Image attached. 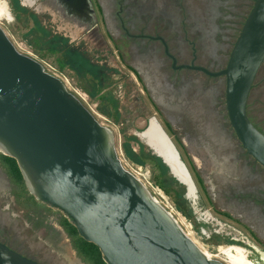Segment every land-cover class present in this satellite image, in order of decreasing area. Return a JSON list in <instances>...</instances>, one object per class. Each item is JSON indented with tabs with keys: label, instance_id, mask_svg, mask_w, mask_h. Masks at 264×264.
<instances>
[{
	"label": "flooded vegetation",
	"instance_id": "flooded-vegetation-1",
	"mask_svg": "<svg viewBox=\"0 0 264 264\" xmlns=\"http://www.w3.org/2000/svg\"><path fill=\"white\" fill-rule=\"evenodd\" d=\"M19 1L44 21L48 18L59 45L99 74L110 90L91 93L89 99L108 102L107 116H120L122 129L134 126L129 136L172 168L188 186L189 199L197 200L198 191L168 141L196 181L212 186V193L206 192L213 206L264 245V166L231 124L222 74L257 0ZM259 102L264 103V63L247 102V116L264 135ZM257 115L263 118L258 121ZM18 204L34 212L27 217L55 243L67 238L85 263L63 225L65 214L36 199H21L0 157V242L39 264H77L56 244L54 252L26 245L12 211ZM226 255L229 264H254L241 248Z\"/></svg>",
	"mask_w": 264,
	"mask_h": 264
},
{
	"label": "water",
	"instance_id": "water-1",
	"mask_svg": "<svg viewBox=\"0 0 264 264\" xmlns=\"http://www.w3.org/2000/svg\"><path fill=\"white\" fill-rule=\"evenodd\" d=\"M263 63L264 0H257L222 74L231 124L264 166V135L247 116ZM168 145L195 187L178 151ZM0 153L17 161L29 193L61 210L79 235L100 249L106 264H223L208 258L123 167L112 131L62 80L20 53L1 28ZM0 264L39 263L0 242Z\"/></svg>",
	"mask_w": 264,
	"mask_h": 264
},
{
	"label": "rangeland",
	"instance_id": "rangeland-1",
	"mask_svg": "<svg viewBox=\"0 0 264 264\" xmlns=\"http://www.w3.org/2000/svg\"><path fill=\"white\" fill-rule=\"evenodd\" d=\"M0 28L20 53L39 61L46 72L62 80L66 89L80 100L96 120L112 131L114 147L123 166L130 171L142 168L143 180L150 195L163 201L182 230L208 258L229 264L226 252L241 248L250 262L264 264V245L254 241L241 225L224 216L219 208L213 206L209 198L212 186L208 182L205 187L201 186L188 167L198 191V199L194 201L188 198L187 187L184 196L181 194L180 185L174 183L171 171L162 167L160 160H157V166L147 160L144 164L141 163L140 158L149 154L151 149L147 146L141 149L137 143L138 139L127 138L128 132L134 129V126L132 129H122L120 116H107L110 111L108 102L101 98L89 99L91 93L98 94L99 90L103 92L110 89L102 86L99 74L90 65L59 45L54 25L48 18L44 21L33 9L27 8L19 0H0ZM257 110L256 112H264L263 102L258 103ZM261 118L263 117L255 116L258 121ZM137 124L142 128L140 122ZM138 126L135 128L140 132ZM126 152L132 161L135 160V164L126 158ZM161 184L170 190L169 194L162 189ZM12 211L17 216L16 225L21 238H26V245H31L34 249L42 246L49 252H54L52 247L56 244L64 250V255L71 262L85 264L77 257L67 238L55 243L52 238H48L45 228L33 225L27 217L34 213L32 210L18 204Z\"/></svg>",
	"mask_w": 264,
	"mask_h": 264
},
{
	"label": "trees",
	"instance_id": "trees-1",
	"mask_svg": "<svg viewBox=\"0 0 264 264\" xmlns=\"http://www.w3.org/2000/svg\"><path fill=\"white\" fill-rule=\"evenodd\" d=\"M127 138H133L132 136H127ZM149 154H147V157H141L140 161L141 163H145L146 160L154 165L157 166V157L151 153V151H148ZM1 160L3 161L5 167L7 168L13 182L18 186L19 189V197L23 199L25 202H35V197L32 196L29 191L27 190L26 184L24 177L21 173V170L17 164V161L11 157L5 156L3 154H0ZM126 158L129 159L132 163L135 164V160L132 161L128 153L126 152ZM144 158V159H143ZM150 158H153L155 161H151ZM162 167H165L166 170H169V168L164 165L163 163L161 164ZM164 165V166H163ZM173 181L175 184L180 185L182 192L181 194L184 196L186 192V186L182 185L177 179L173 178ZM162 189L169 194L170 190L166 188L164 184H161ZM63 225L67 229L69 235L73 239L74 247L77 250L79 256L81 259L87 263V264H106V262L103 259L102 253L100 249L87 241H85L78 233L76 227L68 220L65 219L63 221Z\"/></svg>",
	"mask_w": 264,
	"mask_h": 264
},
{
	"label": "built area",
	"instance_id": "built-area-1",
	"mask_svg": "<svg viewBox=\"0 0 264 264\" xmlns=\"http://www.w3.org/2000/svg\"><path fill=\"white\" fill-rule=\"evenodd\" d=\"M123 165V164H122ZM124 167V166H123ZM125 168V167H124ZM126 169V168H125ZM127 170V169H126ZM127 171H129L133 176H135V178H137L144 186L146 185L145 183V181L143 180V174H142V168H139L138 170H134V171H130V170H127ZM141 177H142V179H141ZM148 184H151V183H149L148 182ZM145 188H146V186H145ZM160 193H161V191H160ZM159 195H161V197H163L162 196V194H159ZM153 197V196H152ZM153 199L158 203V204H160L161 206H163L167 211H168V209H167V207L163 204V201L161 200V199H158L157 197H153ZM169 212V211H168ZM171 215H172V213L171 212H169ZM173 216V215H172Z\"/></svg>",
	"mask_w": 264,
	"mask_h": 264
},
{
	"label": "bare ground",
	"instance_id": "bare-ground-1",
	"mask_svg": "<svg viewBox=\"0 0 264 264\" xmlns=\"http://www.w3.org/2000/svg\"><path fill=\"white\" fill-rule=\"evenodd\" d=\"M187 235V234H186ZM189 237V235H187ZM190 238V237H189ZM191 239V238H190Z\"/></svg>",
	"mask_w": 264,
	"mask_h": 264
}]
</instances>
